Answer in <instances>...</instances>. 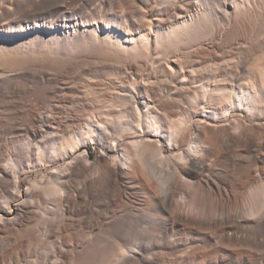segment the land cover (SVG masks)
I'll return each instance as SVG.
<instances>
[{"label":"bare ground","instance_id":"obj_1","mask_svg":"<svg viewBox=\"0 0 264 264\" xmlns=\"http://www.w3.org/2000/svg\"><path fill=\"white\" fill-rule=\"evenodd\" d=\"M0 128V264L94 229L98 193L134 244L46 264H264V0H0Z\"/></svg>","mask_w":264,"mask_h":264},{"label":"rangeland","instance_id":"obj_2","mask_svg":"<svg viewBox=\"0 0 264 264\" xmlns=\"http://www.w3.org/2000/svg\"><path fill=\"white\" fill-rule=\"evenodd\" d=\"M15 136L14 135H11V134H9L8 132H6V130H4V128H0V147H2V146H4V145H8L9 144V142L11 143V141L12 140H14L15 138H14ZM79 149H82V150H87V152H88V154H89V156H90V158H91V160L93 159H95L99 154H100V151L102 150V147H101V145L100 144H98V143H95L94 145H92V146H81ZM57 167H60L59 165H57ZM56 170V166H53L52 168H51V170L49 169V170H46V169H40L39 170V172L38 171H36V172H29V173H27L26 175H22V178H27L26 180H24L23 182H22V190H24V189H26L28 186H29V183H28V181H32V180H37V182H38V180L41 178V175H49V171L50 172H53V171H55ZM38 172V173H37ZM27 176V177H26ZM40 176V177H39ZM39 178V179H38ZM41 183V182H40ZM98 194H100V193H98ZM98 194H96L97 196L94 198H91L92 199V204H91V207L93 206V208H94V210H95V216H94V219L95 220H93V223L95 224V227H94V229H88L87 228V226H85V224H83V223H78V226L79 227H73V228H75V230L73 229V228H71L72 229V232H70L71 231V229L69 230V232H68V234H70V238H69V235H67L68 236V238L66 237L65 239L67 240H64V236H62V237H57V239L56 238H51L52 239V241L50 240V238L48 239V238H45L44 239V241L46 242V241H48V240H50V243H52L53 242V244L51 245L52 246V248H50V250L51 249H53V247L56 245V244H60L61 245V243L63 244V241H65V243L64 244H66V243H72V245L73 246H76V245H78V244H80V245H78L79 247L81 246L82 247V245H83V248L85 247L84 246V244L86 245V242H87V245L88 244H90V243H96V239H99L100 237V239H102V241L100 240V242L102 243V242H105V243H107L108 242V240L109 239H111V241L113 240V241H118L119 240V238L122 240H124V239H128V240H126V242H129L130 244V247L134 244V242L132 243L131 242V236L133 235H135V232L137 233L138 231H139V226L140 225H138L139 223H137V221H132L131 219H129V217L127 218V216H125V218L123 217V215L121 216V214L118 212V210H119V208L117 209V207H116V205H114L109 211H107V210H105L104 208H103V202H102V198L103 197H101L100 198V196L98 195ZM1 200V199H0ZM114 207H116V208H114ZM97 211V212H96ZM16 213V210H15V207H14V205H13V207H12V209L11 210H8L7 211V213L6 212H3V213H1L2 215H3V217L4 218H6V219H12V218H14V217H16L15 214ZM96 217V218H95ZM123 217V218H122ZM127 219V220H126ZM131 220V221H129V220ZM130 223V224H129ZM131 223H132V225H131ZM81 224V225H80ZM84 225V226H83ZM135 225H137V226H135ZM139 227V228H138ZM81 228V229H80ZM136 229H138V230H136ZM127 232H126V231ZM136 230V231H135ZM78 231V232H77ZM74 232V233H73ZM73 233V234H72ZM75 234H77V235H75ZM73 235V236H72ZM119 235V236H118ZM77 236V237H76ZM85 236V237H84ZM92 236V237H91ZM112 236V237H111ZM132 236V239H134V237ZM91 237V238H90ZM124 237V238H123ZM128 237V238H127ZM130 237V238H129ZM62 238V240H59V239H61ZM72 238V239H71ZM83 238V239H82ZM89 238V239H88ZM104 238V239H103ZM105 238H107V239H105ZM47 239V240H46ZM55 239L57 240V242L55 241ZM69 239V240H68ZM81 239V240H80ZM130 239V240H129ZM73 240V241H72ZM86 240H88V241H90L89 243H88V241H86ZM104 240V241H103ZM106 240H107V242H106ZM93 241V242H92ZM95 241V242H94ZM42 243H45V242H43V240L41 241ZM41 242H40V244H41ZM55 242V243H54ZM58 242H61V243H58ZM76 243V244H73V243ZM98 242H99V240H98ZM99 242V243H100ZM45 244H47V245H49V241H48V243L46 242ZM45 244H43L42 246H40L39 244V246L40 247H38V245L36 246V247H33V251L32 250H30L29 251V253L31 254H27V256H28V258H25V259H20V263L18 262V261H16V262H14V260L13 261H11V264H31L32 262H33V264H46V260H47V258H49V257H47V256H49L47 253L49 252V249H48V247H47V245H45ZM55 244V245H54ZM67 244V245H68ZM49 245V246H50ZM54 245V246H53ZM86 245V246H87ZM102 245H105L104 243L102 244ZM107 245V244H106ZM50 246V247H51ZM42 247V248H41ZM43 247H46L47 248V250H46V248H43ZM80 247V248H81ZM35 249H37V250H35ZM42 251V252H41ZM48 251V252H47ZM52 251V250H51ZM34 253V254H33ZM36 253H38L37 255H36ZM43 253V254H42ZM47 255H46V254ZM39 255V256H38ZM45 255V256H44ZM30 256V257H29ZM34 256V257H33ZM44 256V257H43ZM30 258V259H29ZM41 258V259H40ZM28 260H31V261H28V263H27V261ZM33 260V261H32ZM36 260V261H35ZM41 260V261H40ZM43 260V261H42ZM51 261V260H50ZM29 262H31V263H29ZM42 262V263H41ZM44 262V263H43ZM48 263V262H47ZM51 263V262H50ZM52 264H57L56 263V261L53 263L52 262Z\"/></svg>","mask_w":264,"mask_h":264}]
</instances>
